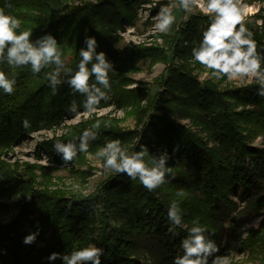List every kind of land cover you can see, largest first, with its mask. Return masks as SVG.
<instances>
[{"label":"trees","instance_id":"1","mask_svg":"<svg viewBox=\"0 0 264 264\" xmlns=\"http://www.w3.org/2000/svg\"><path fill=\"white\" fill-rule=\"evenodd\" d=\"M66 1L0 0V7L10 2L9 11L22 21V30L34 33L33 39L45 33L55 36L73 59V70L84 39L94 36L99 44L97 52L104 51L115 70L110 73V99L102 101L100 107L129 108L128 114L141 131L120 129L115 119L97 118L69 128L64 136L38 148L52 164H62L54 143L77 141L85 129H93L99 121L100 127L93 129L98 139L92 142L90 151H97L110 139H120L126 146L136 137L127 146L129 151H138L141 144L152 154L167 150L171 157L168 166L174 167L175 179L170 176L169 183L150 192L138 180L115 172L99 184L95 195L67 198L60 192L35 189L31 172L20 178L15 169L0 163V185L9 184L11 192L28 198L18 205V217L8 226H0V264H62L46 258L52 252L69 253L90 243L105 249L101 264H173L175 256L182 254L180 241L187 235L186 228L177 227L175 235L168 230L172 225L167 210L175 200L180 202L185 225L191 227L198 219L212 234L220 247L217 255L230 257L248 250L260 254L264 264V145H252L256 135L264 140V97L256 94L258 85L220 89L225 80L199 81L194 74L203 67L190 62L191 51L202 39L209 18L197 12L182 27L173 26L165 48H127L119 46L116 32L123 22H135V9L147 0H77L80 6H67ZM248 2L251 5L264 0ZM258 12L254 19L264 21V8ZM246 26L258 45L264 46V23ZM146 62L148 68L159 62L165 66L166 74L157 78V91L149 95L140 88L126 89L134 82L130 75L140 72ZM0 70L17 79L12 95L0 90V149L38 129L58 124L74 114L69 110L73 100L78 105L83 100L67 83L59 85L53 95L44 78L51 69L39 77H33L29 67L13 70L0 65ZM144 99L145 106H141ZM247 105H252V110L236 111L238 106ZM24 119L30 123L28 128L23 126ZM178 120L187 121L195 132L176 123ZM181 188L185 196L177 197ZM29 215L33 229L37 225L40 233L51 229L44 247L34 256L22 242L25 236L18 232ZM259 217L263 218L260 229L247 230Z\"/></svg>","mask_w":264,"mask_h":264},{"label":"clouds","instance_id":"2","mask_svg":"<svg viewBox=\"0 0 264 264\" xmlns=\"http://www.w3.org/2000/svg\"><path fill=\"white\" fill-rule=\"evenodd\" d=\"M177 7L186 13L199 9L209 18L202 39L191 51L192 59L206 70L204 75L228 82H255L259 86L256 94L264 97V50H261L264 46L258 45L254 33L246 26V18L253 5L245 0H176L175 3L162 5L153 18L156 32L166 35L172 31L176 24L173 9ZM11 8L10 2L0 7V65H7L13 70L29 67L33 77H39L44 70L51 69L45 72L44 78L53 95L59 85L67 83L74 95L78 93L83 97L79 105L76 100L71 102V112L83 115L103 112L100 104L110 99V73L115 70L107 54L97 52V39L94 36L84 39L85 46L79 49L80 59L73 70L70 58L56 37L45 33L33 39L34 33L21 29L22 21L9 11ZM16 87L15 75L0 70V90L12 95ZM246 107L251 108L252 105ZM79 108L83 109V113L78 112ZM236 110L241 109L238 107ZM22 123L25 128L30 126L27 119ZM99 127L97 121L93 129ZM93 129H85L77 141L54 143L53 148L61 157L62 165H70L81 154H87L101 162L105 173L114 171L124 174L133 181L138 180L150 192L169 183L170 176L175 179L174 167L168 166L171 157L167 150L158 155L152 154L146 145L141 144L138 151L131 152L120 139H110L92 153L91 144L98 139V133ZM79 187V184L74 185L76 189ZM176 196H185L183 188L176 192ZM167 219L172 225L168 230L173 235L177 227L187 229V235L180 241L182 254L175 256L173 264H230L228 255H217L219 245L198 219L192 222L191 227L183 223L178 200L169 205ZM40 231L37 225L36 231L26 235L22 242L25 245L36 243ZM104 254V248L90 243L69 253L52 252L46 259L49 262L60 260L62 264H101Z\"/></svg>","mask_w":264,"mask_h":264},{"label":"rangeland","instance_id":"3","mask_svg":"<svg viewBox=\"0 0 264 264\" xmlns=\"http://www.w3.org/2000/svg\"><path fill=\"white\" fill-rule=\"evenodd\" d=\"M85 2L92 0H82ZM176 0H147L140 4L134 11L136 15V20L133 24L130 22H123L122 29L116 32L119 38L120 47H136L144 46L149 47H160L165 48L169 37L172 33L161 34L154 30L155 20L153 19L160 7L164 4L175 3ZM249 4L248 0H245ZM163 3L162 5H160ZM66 5L80 6L81 2L77 0H68ZM250 5V4H249ZM252 10L246 18L247 24L258 25L259 18L254 17L259 14V10L264 8V2H255L253 4ZM158 7V8H157ZM176 16V24L174 27H182L185 25L186 21L189 19L190 15L197 13L198 9H194L191 12H184L179 7L173 9ZM264 15V13H263ZM261 25V23H259ZM163 36V37H162ZM187 44V42H184ZM65 51V50H64ZM67 55V52L65 51ZM70 61L72 58L68 55ZM194 60L191 59L190 62ZM205 69L195 70L194 74L198 76L199 81H214L204 75ZM165 66L163 63H156L152 68H148V63L141 64V71L130 75V78L134 80L133 84L126 87V89L131 90L134 88H140L147 94L152 95L158 89L157 78L164 76ZM250 85H258L255 82L245 81H224L220 84V89L229 87H246ZM229 86V87H228ZM144 92V93H145ZM141 106H145V99L141 101ZM241 110L251 109L248 107L241 108ZM237 107V108H238ZM104 109L103 112L94 113L92 115H83L74 113L69 117L62 118L58 124H55L47 129H38L26 136L20 137L14 141V143L4 149H0V163L15 169L19 174L20 178H24L27 172H31V182L34 183L33 187L35 189H47L49 192H60L69 198L73 195H81L84 197H91L95 195L98 191L99 184L106 179L109 175L115 173L108 172L105 173L101 167V162L97 159L90 158L87 154L81 158L79 162H74L70 165H62L61 163L52 164L46 155L38 148L40 144L52 140L53 138L61 137L67 134L68 129L71 127H76L80 124H85L93 119H101L108 117L118 121V126L120 129L138 132L141 131L140 127L135 125V119L133 116L128 114V109L116 108L115 105H110L106 107H101ZM236 108V109H237ZM237 111V110H236ZM79 113H83L80 111ZM179 125L188 127L192 132H195L193 126H189L187 121H176ZM250 129V126H245ZM204 137V136H201ZM136 137L126 143V146L131 145L132 141L135 142ZM253 146L262 147L264 145V140L261 136H254ZM95 153L96 151H91ZM79 184L78 189L74 188V185ZM27 197L18 193L11 192L9 184L0 185V226L10 225L19 215V204H24L27 201ZM262 217L255 219L250 225L247 226V230H258L260 229V222ZM33 221L32 216H28L27 219H23L21 226L18 230L19 234L22 236L28 235L30 232L36 231L30 225ZM47 233H40L37 238L36 243L28 246L32 255H36L38 250L44 247V242L48 239ZM247 237V235H245ZM37 252V253H36ZM230 258V264H263L262 256L260 254H255L252 251H244L242 254L232 255Z\"/></svg>","mask_w":264,"mask_h":264},{"label":"built area","instance_id":"4","mask_svg":"<svg viewBox=\"0 0 264 264\" xmlns=\"http://www.w3.org/2000/svg\"><path fill=\"white\" fill-rule=\"evenodd\" d=\"M198 12H200V10H199V9H198ZM200 13H201V14H203L202 12H200ZM203 15H204V14H203ZM258 26H260V25H259V23H258Z\"/></svg>","mask_w":264,"mask_h":264}]
</instances>
